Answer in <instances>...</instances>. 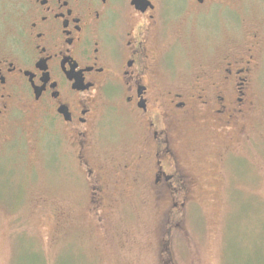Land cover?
I'll use <instances>...</instances> for the list:
<instances>
[{
	"label": "rangeland",
	"instance_id": "374dc122",
	"mask_svg": "<svg viewBox=\"0 0 264 264\" xmlns=\"http://www.w3.org/2000/svg\"><path fill=\"white\" fill-rule=\"evenodd\" d=\"M226 2L170 34L165 87L191 90L220 56H253L246 107L227 127L239 136L189 129L187 161H164L188 189L172 193L156 185L155 161H125L134 114L98 130L113 132L97 151L115 161H76L60 131L19 113L0 143V264H264V0Z\"/></svg>",
	"mask_w": 264,
	"mask_h": 264
},
{
	"label": "flooded vegetation",
	"instance_id": "af4514ba",
	"mask_svg": "<svg viewBox=\"0 0 264 264\" xmlns=\"http://www.w3.org/2000/svg\"><path fill=\"white\" fill-rule=\"evenodd\" d=\"M226 1L0 0V143L23 113L60 131L76 161H115L97 151L113 132L98 130L112 113L134 114L139 139L125 161H155L156 185L188 191L174 188L182 177L164 161H187L189 129L203 134L218 124L228 138L239 136L240 124L236 133L227 127L246 107L253 56H220L212 75L181 91L165 87L166 52L181 21ZM229 97L240 107L231 114Z\"/></svg>",
	"mask_w": 264,
	"mask_h": 264
}]
</instances>
